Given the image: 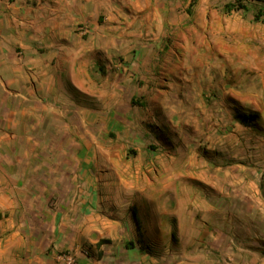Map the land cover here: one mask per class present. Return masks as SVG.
I'll return each mask as SVG.
<instances>
[{"label": "rangeland", "instance_id": "374dc122", "mask_svg": "<svg viewBox=\"0 0 264 264\" xmlns=\"http://www.w3.org/2000/svg\"><path fill=\"white\" fill-rule=\"evenodd\" d=\"M230 1L158 0L157 8L149 5L144 10L148 13L144 19L152 23L150 28H142L144 26L139 23V18L145 13H140L134 16L136 22L129 29L115 31L121 34L122 41L118 43L119 50L115 52L118 56L114 61L97 60L95 68L89 69V73L75 75V93L81 87L84 95L96 100L107 94L120 77L128 78L122 83L128 89V95L146 84L149 88L152 85L162 89L171 87L175 92L185 87L210 86L217 91L216 96L223 103L217 142L214 137L211 139V136L201 133L205 125L186 128L184 121L170 133L165 131L166 135L158 133L151 126L153 124L142 125V121H112L116 125L113 130H110L109 121H45L42 124L39 121H25L26 131L23 134L29 141L20 143L18 137L17 147L22 144L20 150L31 154V172L20 177L16 175L22 188L14 191L0 188V202L15 200L12 206H6L7 209L1 208L4 210L0 211V225L6 227L9 222L5 218L14 214L15 227L22 224V231H31L32 235H36L43 228L45 215L58 213L60 216L67 215L69 228L66 230L73 231V216L84 213V207L79 205L84 198L94 199L92 208L96 211L93 214L101 218L105 207L98 203L102 204L106 199L168 198L169 174L165 168L171 165V154L166 152L179 148V151L190 152L189 155L194 158L187 160L194 165L208 160V163L222 166L224 181L239 180L244 185L240 187L241 190L250 195L242 198L243 191H240L239 197L224 205L225 211L233 215H227L218 229L227 232L228 238H206V234L214 228L211 226L216 224L202 222L201 198L189 186L183 191V196L193 202L187 205L193 211L192 220L183 224L184 231L176 228L173 242L169 239L168 231L172 222L167 217L157 216L159 222V219H147L141 206L106 208L128 212L133 209L140 214L144 235L142 242L147 248L153 245L162 248L171 245H223L231 252L236 248L247 250L252 247H260L262 251L264 22L254 21V3H248L246 10L223 12V6ZM143 72L148 73V82L142 78ZM56 84L58 86L57 81ZM249 88L255 91V101L249 95ZM64 96L69 98L65 101L72 102V94ZM59 97L62 98L60 94ZM128 113L131 117L143 114L137 105L128 108ZM244 117L249 118L246 122L250 125L241 123ZM125 123L127 126H123L121 131ZM143 128L154 132L152 140L145 143L150 148L141 150L143 140H148L146 132L142 135ZM83 145L92 149V159L80 157L79 151ZM146 149L154 153L150 164ZM20 150L17 148L16 152ZM41 169H47V174H42ZM124 221L121 227H116L113 219L107 217L103 220L105 224L98 220L97 224L101 233L116 235L117 240L125 242L135 238L132 214L129 213V218L126 217ZM172 225L177 226L178 223L173 222ZM229 226H234V234L228 232ZM147 233H150L149 237ZM180 233L184 236L179 237ZM192 233L198 235L194 237ZM124 248L117 245L107 249L101 259L94 258L100 261L99 264H187L182 260L188 254L173 253V250L154 253L145 247L148 253L144 254L141 250L133 253ZM123 250L125 253H122ZM197 251L191 255L196 259L201 255ZM70 254L63 251L57 257L66 264H78L76 257ZM69 255L73 259L71 263L67 258ZM222 256L223 262H231L230 256ZM260 256L264 257V254ZM242 258L243 254H239V259ZM238 263L241 264V261ZM194 264H198V261H194Z\"/></svg>", "mask_w": 264, "mask_h": 264}, {"label": "crops", "instance_id": "0c3cea01", "mask_svg": "<svg viewBox=\"0 0 264 264\" xmlns=\"http://www.w3.org/2000/svg\"><path fill=\"white\" fill-rule=\"evenodd\" d=\"M157 4L158 0H0L1 189L14 191L22 188L23 185L18 184V178L31 172V154L20 150L22 144L17 147L18 137L20 143L28 140L23 134L26 131L25 121H39L41 124L45 121H109L110 130L116 126L112 121H142L145 126L153 124L151 126L163 135L170 133L184 121L185 127L205 125L206 128L201 133L211 136V139L214 137L217 142V128L221 126L218 121H222L220 109L223 103L216 96L217 91L210 86L185 87L182 91L175 92L171 87L162 89L152 85L149 88L146 84L128 95V89L122 85L128 78L120 77L109 88L108 93L97 100L84 95L85 91L81 87L75 93L76 74L86 75L89 69L95 68L97 60L114 61L117 58L115 52L119 50L118 43L122 40L121 34L118 35L115 31L129 29L136 22L134 16L145 13V7L149 5L157 8ZM147 14L139 18V23L144 26L142 28L148 29L152 23L144 19ZM147 75V72H143L142 78L146 82ZM249 92L255 101L254 89L249 88ZM65 94H72V102L65 101L69 100ZM136 105L142 109L143 114L140 117H131L128 108ZM123 126H127L126 123L121 126V131ZM142 132V135L144 132L148 134V140H143L141 150L144 147L150 148L145 143L152 140L154 131L143 128ZM17 148L21 152H16ZM86 148L83 145L80 149V157L92 159V149ZM145 153L150 164L154 153L149 149ZM166 153L171 154V165L165 168L169 174L168 198L147 196L133 200L106 199L102 204L98 203L105 207L102 218L93 214L96 211L92 208L95 205L94 199L84 198L79 203L84 207V213L73 216L75 225L70 224L73 231L66 230L69 228L67 215L54 213L45 215L43 228L36 235H32L31 231H22V224L15 227V215H8L5 219L9 224L6 227L0 225V264H66L57 257L63 251L71 252L78 264H99L100 261L95 258H100L107 249L117 245L133 253L138 250L144 254L148 250L154 253L173 250V253L188 254L182 260L187 264H194V261H198V264H239V261L241 264H264V257L260 256L264 254V249L261 251L260 247L247 250L236 248L232 252L223 245H171L166 248L153 245L147 248L142 242L144 235L140 214L133 209L128 212L106 208L141 206L147 219H159V222L158 216L167 217L172 223L177 222V226L171 223L168 228L169 239L173 242L176 228L184 231L183 224L192 220L193 211L187 205H192L193 202L183 196V191L189 186L201 198L199 205L203 207L202 222L216 224L210 225L214 228L206 234V238H228L227 232H220L218 229L226 217L233 215L225 211L224 205L239 197L240 191H243L240 187L244 185L239 180L225 182L224 168L216 163H208L207 160L203 164L194 165L187 160L193 157L189 155L190 152L175 148ZM43 170L41 173L47 174V169ZM245 195L247 193L243 191L241 197L245 198ZM14 203V199L0 202V211ZM129 213L132 214L134 223V239L124 242L117 240L116 235L100 232L97 220L105 224L103 220L108 217L113 219L116 227H121L124 219L129 218ZM233 228L234 226H229L228 232L234 234ZM11 229V232L6 233ZM199 233L203 234L201 231ZM191 235L196 237L198 234ZM182 236L183 233H180L179 237ZM103 239L108 242L99 244ZM197 250L201 253L198 259L191 256ZM122 253H125L124 250ZM224 254L230 256V263L223 262ZM239 254H243L244 258L240 260Z\"/></svg>", "mask_w": 264, "mask_h": 264}, {"label": "trees", "instance_id": "16d2710c", "mask_svg": "<svg viewBox=\"0 0 264 264\" xmlns=\"http://www.w3.org/2000/svg\"><path fill=\"white\" fill-rule=\"evenodd\" d=\"M250 3H254V6L256 7L255 13L253 15L254 21L257 22H264V0H232L228 3H226L223 6L222 11L225 13H230L234 10H246V5ZM249 118H242L241 123L250 125V123H247L246 120L248 121ZM108 242L107 240L103 239L99 242V244ZM131 244V243H129Z\"/></svg>", "mask_w": 264, "mask_h": 264}, {"label": "built area", "instance_id": "2783aa9c", "mask_svg": "<svg viewBox=\"0 0 264 264\" xmlns=\"http://www.w3.org/2000/svg\"><path fill=\"white\" fill-rule=\"evenodd\" d=\"M67 258H68V261L71 263V262H73V259H72V257L69 255V256H67Z\"/></svg>", "mask_w": 264, "mask_h": 264}]
</instances>
